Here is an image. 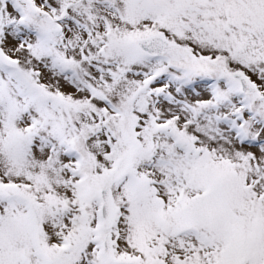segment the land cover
Returning <instances> with one entry per match:
<instances>
[{
  "label": "snow or ice",
  "instance_id": "6c2138e0",
  "mask_svg": "<svg viewBox=\"0 0 264 264\" xmlns=\"http://www.w3.org/2000/svg\"><path fill=\"white\" fill-rule=\"evenodd\" d=\"M0 264H264V0H0Z\"/></svg>",
  "mask_w": 264,
  "mask_h": 264
}]
</instances>
